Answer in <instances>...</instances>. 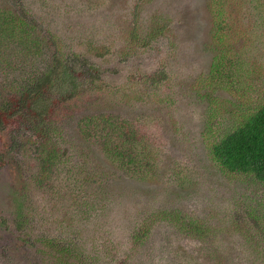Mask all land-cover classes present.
Instances as JSON below:
<instances>
[{
	"label": "rangeland",
	"instance_id": "1",
	"mask_svg": "<svg viewBox=\"0 0 264 264\" xmlns=\"http://www.w3.org/2000/svg\"><path fill=\"white\" fill-rule=\"evenodd\" d=\"M12 3L51 43L42 56L18 28L0 35V103L16 91L14 65L53 54L82 55L76 74L106 91L92 86L51 117L64 157L44 172L27 127L1 125L0 264H264V184L209 154L264 100V0H0V10ZM159 73L144 90L142 75ZM101 115L140 133L130 164L102 146L125 140ZM204 231L220 232V254L205 251Z\"/></svg>",
	"mask_w": 264,
	"mask_h": 264
},
{
	"label": "trees",
	"instance_id": "2",
	"mask_svg": "<svg viewBox=\"0 0 264 264\" xmlns=\"http://www.w3.org/2000/svg\"><path fill=\"white\" fill-rule=\"evenodd\" d=\"M9 0H7L8 2ZM27 13H24L21 8H16L15 4H6L4 9L0 10V35L2 37L14 36L17 28L25 35V48L29 53L40 52L43 56V49L48 44L41 40L39 37H33L36 33V24L24 20ZM156 20L153 19V23ZM225 23V22H224ZM223 23V24H224ZM221 26V25H220ZM136 27V26H134ZM165 24L161 26L152 25L148 30L147 38L155 39L164 34ZM22 34L21 39H22ZM20 36L18 39H20ZM131 43L137 44L140 40L136 28H133L131 32ZM54 40V39H53ZM50 50V49H49ZM51 51V50H50ZM39 54V53H38ZM80 54L71 55L69 58L61 59L57 54L49 59H43L41 65L32 61L29 68H24L22 65H14L16 72L18 73L17 79H15L16 91L12 92L10 97L0 103V127L2 124H11L13 121L21 123L30 132L28 139L35 138L38 140L39 148L41 152L37 159L41 164V171L46 170V166L54 165L63 156V151H60L55 144V141L49 137L46 126L49 125V120L52 116H56L57 111L66 105L69 101L76 99L80 94H83L85 90H90L94 93L92 86L97 89L98 93L106 91V87L100 86L95 83L91 76L89 81L82 79L80 75L76 74L75 66H84L86 60H84ZM30 60V59H29ZM34 60V59H32ZM90 66V65H89ZM24 68V69H23ZM78 70V69H77ZM16 73V74H17ZM143 89L155 88L156 85L164 79V74L159 73L154 76L146 77L144 75ZM134 77L129 78L132 81ZM140 79V78H138ZM129 82V81H127ZM13 84V85H14ZM132 88L135 84L129 82ZM14 87H10V89ZM102 130L107 127L109 131L116 132L121 135L125 141H119L117 146H111V144L103 143L105 149L109 148V151H117L114 153L123 162L131 163L134 158V151L132 148L133 142H135L140 133L126 134L125 131L129 127L133 126L131 122L126 120L120 122L118 126H112L108 124L109 119L106 120L104 115H101ZM136 129L133 128V131ZM29 140V141H30ZM29 141H27L29 143ZM129 144V147L127 145ZM213 161L226 173L229 174H243L249 175L252 179L258 183L264 184V100L258 107L249 112L238 124L228 130L227 133L219 137L209 152ZM4 154L2 159L0 158V164L4 161ZM69 161L68 158L65 159ZM9 161V160H8ZM76 167V164L71 168ZM72 172V171H71ZM16 207L18 206L17 201ZM254 214H257L255 211ZM17 220H24L22 216L16 218ZM200 228L194 227V231H199ZM217 231H204L202 236L204 237L205 251H209L213 254H220L219 244L221 239ZM231 234H241L240 231H230ZM200 241V240H199ZM218 248V249H217ZM223 248V246H222ZM67 252V250H66ZM57 255H66L64 251H60ZM86 260H80L79 264H86ZM89 264V263H88Z\"/></svg>",
	"mask_w": 264,
	"mask_h": 264
}]
</instances>
